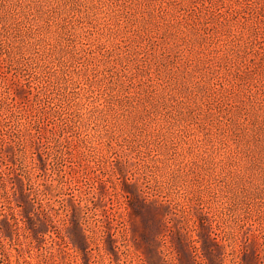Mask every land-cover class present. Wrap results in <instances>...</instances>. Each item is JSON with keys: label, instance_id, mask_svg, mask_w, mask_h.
<instances>
[{"label": "rangeland", "instance_id": "rangeland-1", "mask_svg": "<svg viewBox=\"0 0 264 264\" xmlns=\"http://www.w3.org/2000/svg\"><path fill=\"white\" fill-rule=\"evenodd\" d=\"M263 5L0 0V264H264Z\"/></svg>", "mask_w": 264, "mask_h": 264}, {"label": "trees", "instance_id": "trees-1", "mask_svg": "<svg viewBox=\"0 0 264 264\" xmlns=\"http://www.w3.org/2000/svg\"><path fill=\"white\" fill-rule=\"evenodd\" d=\"M263 3H264V0H263ZM264 5H263V7H262V12H261V17H262V19L264 20ZM263 39H264V37H263ZM255 41V42H254ZM249 42H250V44L251 45H255L256 44V40H255V38L253 39V38H250L249 39ZM259 53H261V55H263L264 53H263V51H259ZM20 87V89H23L22 88V84L19 86ZM28 94H27V92H26V94L24 95V97L25 96H27ZM17 96H18V93H17V91H14V95L13 96H11V99L13 100L14 99V103H16L17 104ZM27 131H30V129L31 128H29V127H26L25 128ZM19 138V137H18ZM48 214H49V212L48 211H46V210H44V211H42L41 212V216H42V218H47L48 217ZM27 217L28 218H30L31 219V216H30V214H27ZM13 218V220H14V222L16 223L18 220H21V221H23L21 218H18V217H12ZM51 237V236H50ZM51 239H53L52 237H51ZM16 264H32V262L30 261V260H28L27 258H24V257H21V259L20 258H18L17 259V261H16Z\"/></svg>", "mask_w": 264, "mask_h": 264}]
</instances>
